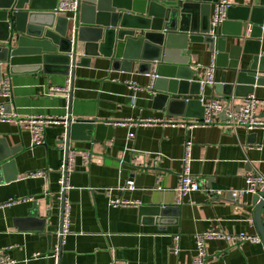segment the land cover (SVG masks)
Returning a JSON list of instances; mask_svg holds the SVG:
<instances>
[{
  "label": "crops",
  "instance_id": "crops-1",
  "mask_svg": "<svg viewBox=\"0 0 264 264\" xmlns=\"http://www.w3.org/2000/svg\"><path fill=\"white\" fill-rule=\"evenodd\" d=\"M228 1L234 8L258 7L260 3ZM212 8L213 4L210 15ZM242 14L241 9L234 11L235 18ZM187 49L192 79H203L211 53L202 44L188 43ZM239 67L243 69L246 64L241 62ZM137 68L138 62H133L131 72L123 73L112 70L107 59H92L89 67H76L70 78L43 71L8 75L7 65L0 64L1 80H8L12 87L7 106L17 119L70 117L105 123L104 128L87 133L90 140L69 142L74 172L66 193L71 204L70 225L60 264H191L197 235L210 231L257 235L251 195L232 203L228 198L210 199L205 192H195L178 204L175 189L187 140L192 142L191 175L203 187L239 190L245 187L244 177L249 171L264 175V130L229 129L224 125L225 116L220 114L210 127H167L164 121L184 124L197 119L184 116L179 105L168 108L161 100L154 101L148 89L149 77L138 74ZM223 75V70L215 69V85ZM234 76V72H226L225 83H233ZM68 78L69 100L64 95H46L48 87H64ZM129 82L148 90L134 94L128 88ZM215 85L205 88L206 99L219 100L223 106H241L243 99L225 101V96L215 92ZM253 95L264 100V86H256ZM185 98L189 97H180ZM257 116L264 119V106H258ZM140 119L163 123L117 125ZM129 133L134 137L129 139ZM43 138V145L32 146L22 122L0 123L4 151L16 149L9 158L13 162L10 175L15 179L0 184V205L14 198L33 199L31 203L0 208V256L15 264L52 263L49 255L60 221L57 169L63 158L58 145L64 139L63 125H48ZM38 171L47 172L46 177L28 178L29 173ZM127 181L134 182V190H121ZM111 200L138 205L112 207ZM168 206H179L176 219L171 216L159 221L152 216L151 208ZM140 207L148 209L140 213ZM205 254L211 264H264L261 243L209 240L205 242Z\"/></svg>",
  "mask_w": 264,
  "mask_h": 264
},
{
  "label": "water",
  "instance_id": "water-1",
  "mask_svg": "<svg viewBox=\"0 0 264 264\" xmlns=\"http://www.w3.org/2000/svg\"><path fill=\"white\" fill-rule=\"evenodd\" d=\"M78 1L76 18L70 22L53 13L57 0H0V64L7 65L8 75L43 71L72 78L76 67H89L92 59H107L112 70L130 73L132 63L138 62L137 73L149 77L154 101L161 100L168 108L179 105L184 116L201 121L204 109L196 99L199 85L189 65L191 43L215 53V67L224 75L214 90L225 101L243 99L256 86H264V0L258 7H229L214 36L209 35L210 7L216 0ZM237 9L243 14L235 18ZM241 62L246 64L243 69ZM229 71L235 76L227 84ZM185 96L189 98L180 99ZM228 107L229 103L220 115L225 116ZM104 127L105 123L68 117L66 145L88 141V132ZM15 150L5 149V153L0 139V184L15 179L10 175L13 162L9 159ZM251 203L264 246V194L252 196ZM146 209L140 207L139 212ZM151 209L152 216L162 221L171 216L176 219L180 208Z\"/></svg>",
  "mask_w": 264,
  "mask_h": 264
},
{
  "label": "built area",
  "instance_id": "built-area-1",
  "mask_svg": "<svg viewBox=\"0 0 264 264\" xmlns=\"http://www.w3.org/2000/svg\"><path fill=\"white\" fill-rule=\"evenodd\" d=\"M231 7L228 0H216L213 3V8L210 15V30L209 35L214 36L216 30L221 26V24L226 20L227 10ZM79 9L78 0H60L57 2L53 13L57 16H61L73 22L76 18ZM215 53H211L210 64L205 68L204 78L197 81L199 85V93L197 95L198 101L201 103L204 112L203 119L201 121L196 120L189 123H175L171 120L164 121V125L172 128H183L186 130H192L198 127H210L214 125L215 120L223 112L224 106L216 99H206L204 95V90L206 87H213L215 85L214 72H215ZM129 90L134 94L137 92H142L144 90H150L141 88L134 82H129ZM12 87L8 80H0V123H8L17 120L25 125V128L29 131L30 141L32 146H40L45 143L43 134L48 125H60L62 124L64 129L66 127V119L64 118H51V117H41V116H29L25 119L19 120L17 116L12 113V111L7 110V101L11 99ZM71 91V80L68 78L64 87H54L50 86L47 89L46 95L48 97L56 95H64L67 99H70ZM133 94V95H134ZM132 100L135 97L132 96ZM264 106V100L257 99L253 94L248 95L243 98L242 104L239 110L236 111L235 107L229 104V107L225 113L224 125L232 130L237 127H244L247 130H264V119L257 116L258 106ZM10 106V105H9ZM161 120H127L125 122L118 123L120 126H150L155 124H161ZM134 134L129 133L128 138H133ZM59 148L63 154L61 163L57 169L58 180L57 184L59 187L58 200L60 203V221L59 227L56 233V241L51 249L49 259L51 264H60V257L62 252V247L65 244L66 238L69 235V225H70V212L71 204L66 196L68 190H70V176L74 172L73 161L74 153L66 145L65 134L64 139L58 144ZM191 148L192 142L187 140L184 143V154L182 157V171L179 175L178 185L175 189V194L178 199V204L181 203L183 197L195 193V192H205L210 199H221L228 198L232 203H236L239 199L244 196L251 195L255 196L260 193L264 194V175L258 173L257 171L251 170L245 174V187L239 190H228V191H216L211 188H206L201 186L191 175L190 162H191ZM85 158H89L86 153ZM47 175L45 171L31 172L28 174V178L33 179H44ZM135 184L133 181H127L125 187L121 190H134ZM33 199L30 198H14L9 199L6 203L0 205V208L12 207L24 203H31ZM109 205L112 207H129L137 206V203L131 201L123 200H111ZM223 240L226 242L243 243L248 242L250 244H260L261 239L258 235H249L244 232L226 235L220 232H206L196 236V255L192 259L191 264H211L206 259L205 254V242L209 240ZM178 240L179 237H174V253H178ZM0 264H15L14 261L7 257L0 256Z\"/></svg>",
  "mask_w": 264,
  "mask_h": 264
}]
</instances>
